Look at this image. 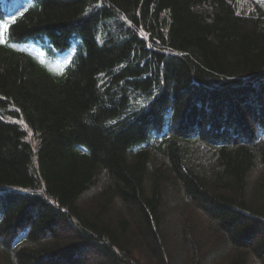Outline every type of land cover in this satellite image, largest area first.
Instances as JSON below:
<instances>
[{"label": "trees", "instance_id": "obj_1", "mask_svg": "<svg viewBox=\"0 0 264 264\" xmlns=\"http://www.w3.org/2000/svg\"><path fill=\"white\" fill-rule=\"evenodd\" d=\"M234 2L0 0V264H264V10Z\"/></svg>", "mask_w": 264, "mask_h": 264}, {"label": "rangeland", "instance_id": "obj_2", "mask_svg": "<svg viewBox=\"0 0 264 264\" xmlns=\"http://www.w3.org/2000/svg\"><path fill=\"white\" fill-rule=\"evenodd\" d=\"M234 4L238 13L242 15H255L258 8L264 10V0H235ZM20 7L21 3L16 4L13 7L12 13L17 11Z\"/></svg>", "mask_w": 264, "mask_h": 264}, {"label": "snow or ice", "instance_id": "obj_3", "mask_svg": "<svg viewBox=\"0 0 264 264\" xmlns=\"http://www.w3.org/2000/svg\"><path fill=\"white\" fill-rule=\"evenodd\" d=\"M5 30H7V25H4ZM0 42H3V37L0 35Z\"/></svg>", "mask_w": 264, "mask_h": 264}]
</instances>
